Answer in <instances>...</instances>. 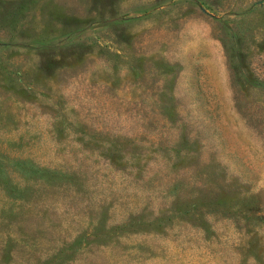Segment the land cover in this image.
Here are the masks:
<instances>
[{"label":"rangeland","instance_id":"1","mask_svg":"<svg viewBox=\"0 0 264 264\" xmlns=\"http://www.w3.org/2000/svg\"><path fill=\"white\" fill-rule=\"evenodd\" d=\"M0 264H264V0H0Z\"/></svg>","mask_w":264,"mask_h":264}]
</instances>
